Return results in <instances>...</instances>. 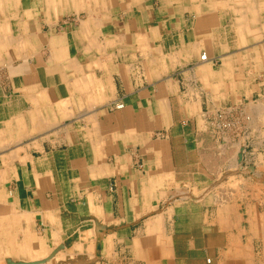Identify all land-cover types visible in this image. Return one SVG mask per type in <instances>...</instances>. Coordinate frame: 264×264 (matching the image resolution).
Returning <instances> with one entry per match:
<instances>
[{
    "label": "crops",
    "instance_id": "1",
    "mask_svg": "<svg viewBox=\"0 0 264 264\" xmlns=\"http://www.w3.org/2000/svg\"><path fill=\"white\" fill-rule=\"evenodd\" d=\"M263 107L264 0H0V264H264Z\"/></svg>",
    "mask_w": 264,
    "mask_h": 264
},
{
    "label": "bare ground",
    "instance_id": "2",
    "mask_svg": "<svg viewBox=\"0 0 264 264\" xmlns=\"http://www.w3.org/2000/svg\"><path fill=\"white\" fill-rule=\"evenodd\" d=\"M87 1H88V0H87ZM109 2H110V1H109ZM74 4H75V3H74ZM12 8H13V7H12ZM19 8H20V7H19ZM23 9H24V8H23ZM25 10H26V9H25ZM87 10H88V9H87ZM98 11H99V10H98ZM74 12H75V11H74ZM26 15H27V14H26ZM98 16H99V15H98ZM25 19H26V18H25ZM28 21H29V20H28ZM27 23H28V22H27ZM28 24H29V23H28ZM25 29H26V28H25ZM27 58H28V57H27ZM19 61H20V60H19ZM69 63H70V62H69ZM6 66H7V65H6ZM3 67H4V66H3ZM4 69H5V68H4ZM75 69H76V68H75ZM49 71H50V70H49ZM50 72H51V71H50ZM21 85H22V84H21ZM259 104H261V103H259ZM262 105H263V104H262ZM256 107H257V106H256ZM256 107H255V108H256ZM255 108H254V109H255ZM263 108H264V107H263ZM263 108H260V109H263ZM214 111H215V110H214ZM245 112H246V110H245ZM258 112H259V111H258ZM261 112H262V111H261ZM263 112H264V110H263ZM259 115H260V114H259ZM43 116H44V115H43ZM47 116H48V115H47ZM261 118H262V117H261ZM263 118H264V117H263ZM261 120H262V119H261ZM262 121H263V120H262ZM213 122H214V121H213ZM250 122H251V121H250ZM245 123H247V122H245ZM245 125H246V124H245ZM235 126H237V125H235ZM242 127H243V126H242ZM246 128H247V127H246ZM263 129H264V128H263ZM236 134H237V133H236ZM227 138H228V137H227ZM228 139H229V138H228ZM238 145H239V144H238ZM236 148H237V147H236ZM237 153H238V152H237ZM234 157H235V156H234ZM235 159H236V157H235ZM236 160H237V159H236ZM234 161H235V160H234ZM237 161H238V160H237ZM227 168H228V167H227ZM260 174H261V173H260ZM232 176H233V175H232ZM239 176H240V175H239ZM239 176H238V177H239ZM243 176H244V175H243ZM249 176H250V175H249ZM256 176H257V175H256ZM235 177H236V176H235ZM245 178H246V176H245ZM239 179H240V178H239ZM241 179H242V178H241ZM241 179H240V180H241ZM230 180H232V179H230ZM243 180H244V179H243ZM241 181H242V180H241ZM234 182L237 183V181H235V180H234ZM238 182H239V181H238ZM242 182H243V181H242ZM244 182H245V181H244ZM244 182H243V183H244ZM240 183H241V182H240ZM262 183H263V182H261V184H262ZM229 184H230V183H229ZM232 184H233V183H232ZM241 184H242V183H241ZM256 184H257V183H256ZM256 184H255V185H256ZM258 184H259V183H258ZM242 185H243V184H242ZM244 186H245V185H244ZM238 187H240V186L237 185L236 188L234 187V189H236L235 191H237ZM254 187H255V186H254ZM256 187H257V186H256ZM256 187H255V188H256ZM241 188H242V186H241L239 189H241ZM262 188H263V187H262ZM262 188H261V189H262ZM114 189H115V188H114ZM230 189H232V187H231ZM230 189H229V190H230ZM243 189H244V187H243ZM243 189H242V191H243ZM245 189H246V188H245ZM229 190H228V191H229ZM257 190H258V189H257ZM257 190H256V191H257ZM256 191H255V192H256ZM226 192H227V191H226ZM233 192H234V190H233ZM239 192H240V191H239ZM239 192H238V193H239ZM255 192H254V194L257 193V192L255 193ZM259 192H260V191H259ZM216 193H217V191H216ZM244 193H245V192H244ZM244 193H243V194H244ZM251 193H252V192H251ZM260 193H262V192H260ZM260 193H257L256 196H257L258 194H260ZM234 194H236V192H235ZM240 194L242 195V193H240ZM262 194H263V193H262ZM262 194H261V195H262ZM231 195H232V194H231ZM236 195H237V194H236ZM239 196H240V195H239ZM241 197H242V196H241ZM232 198H234V197H232ZM235 198H236V197H235ZM237 198H238V197H237ZM255 198H256V197H254V199H255ZM257 199H258V198H257ZM215 200H216V199H215ZM234 200H236V199H234ZM239 200H240V199H239ZM256 201H257V200H256ZM259 201H260V199H259ZM213 202H214V200H213ZM262 203H264V202L262 201ZM241 208H242V207H241ZM225 215H226V214H225ZM228 215H229V214H228ZM229 217H230V216H229ZM225 223L227 224V221H226ZM228 225H229V224H228ZM95 227H96V226H95ZM95 227H94V228H95ZM54 228H55V227H54ZM96 228H97V227H96ZM92 230H95V229H92ZM45 235H46V234H45ZM105 235H106V234H105ZM44 238H45V237H44ZM88 239H89V238H88ZM101 242H103V241H101ZM78 249H82V248H81L80 246H79V247H76L74 251H76V250H78ZM149 249H150V248H149ZM58 250H59V249H58ZM231 250H232V249H231ZM103 251H104V250H103ZM147 251H148V250H147ZM126 252H127V251H126ZM52 253H53V256H52ZM52 253L49 255L48 258H53V259L55 258L56 253H55L54 251H52ZM99 253H100V252H99ZM225 253H226V252H225ZM127 254H128V253H127ZM263 256H264V254H263ZM58 257H60V256H58ZM98 257H99V256H98ZM144 257H145V256H144ZM62 258H63V259H59V260H57V261H59V263H63V264H64V263H67V260H66L64 257H62ZM67 258L69 259L68 261H72V262H76L77 259H78V261H81V260L83 261V260H84L85 262L90 263V262H89L90 260H89L88 258H84V257H79V258L77 257V258H76V256H75L74 254H73V255H69V256H67ZM149 258H150V257H149ZM104 259H105V258H104ZM114 259H115V258H114ZM36 260H37V259H36ZM101 260H102V259H101ZM129 260H130V259H129ZM129 260H128V261H129ZM5 261H7V260H5ZM39 261H40V259H39ZM51 261H52V260H51ZM111 261H113V260H111ZM111 261H110V262H111ZM208 261H209V260H207L206 262L208 263ZM3 262H4V261H3ZM34 262H35V261H34ZM46 262H48V264H52V263H49L48 259H47ZM126 262H127V261H126ZM11 263H12V262H11ZM25 263H26V262H25ZM105 263H106V262H105ZM127 263H128V262H127ZM143 264H144V263H143ZM161 264H162V263H161Z\"/></svg>",
    "mask_w": 264,
    "mask_h": 264
},
{
    "label": "built area",
    "instance_id": "3",
    "mask_svg": "<svg viewBox=\"0 0 264 264\" xmlns=\"http://www.w3.org/2000/svg\"><path fill=\"white\" fill-rule=\"evenodd\" d=\"M200 61H206V55H203V56H201V58H200ZM121 106H119V108H120ZM217 128H219V129H221V130H224V129H227V130H229V129H231L232 128V126L231 125H228L227 123L226 124H222V125H220V126H217ZM208 263H209V261H208Z\"/></svg>",
    "mask_w": 264,
    "mask_h": 264
},
{
    "label": "rangeland",
    "instance_id": "4",
    "mask_svg": "<svg viewBox=\"0 0 264 264\" xmlns=\"http://www.w3.org/2000/svg\"><path fill=\"white\" fill-rule=\"evenodd\" d=\"M226 130H227V129H224V131H226ZM259 191L263 193V190H257L256 192H257V193H260ZM257 193H256V194H257ZM262 193L258 194V196H261V197H262V195H261ZM257 209L260 211V210H262V207H258ZM207 264H209V263H207Z\"/></svg>",
    "mask_w": 264,
    "mask_h": 264
}]
</instances>
